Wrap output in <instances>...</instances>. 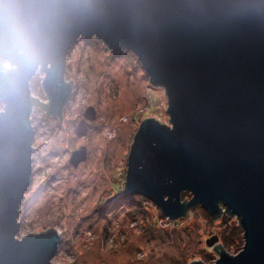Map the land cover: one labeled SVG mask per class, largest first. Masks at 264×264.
<instances>
[{
  "label": "water",
  "instance_id": "water-1",
  "mask_svg": "<svg viewBox=\"0 0 264 264\" xmlns=\"http://www.w3.org/2000/svg\"><path fill=\"white\" fill-rule=\"evenodd\" d=\"M58 3L44 59L24 76L17 95L0 93L7 100L0 111V264H51L60 243L54 227L17 237L32 175L29 81L44 72V113L60 120L72 91V80H64L67 54L79 38L90 37L111 51L132 52L167 97L169 124L146 115L133 136L124 193L147 198L169 221L194 205L210 217L224 208L238 219L244 242L231 255L215 234L206 238L218 254L213 264H264V0ZM5 61L7 54H0ZM12 71L11 64L0 67V78ZM95 118L86 107L75 132H86ZM85 155L84 146L73 150L70 163ZM183 191L190 194L185 201Z\"/></svg>",
  "mask_w": 264,
  "mask_h": 264
},
{
  "label": "rangeland",
  "instance_id": "rangeland-1",
  "mask_svg": "<svg viewBox=\"0 0 264 264\" xmlns=\"http://www.w3.org/2000/svg\"><path fill=\"white\" fill-rule=\"evenodd\" d=\"M43 77L39 70L33 74L29 92L46 102ZM69 79L72 92L60 120L36 106L29 114L32 175L19 205L17 237L56 228L61 240L51 264H213L218 254L206 238L214 234L227 253L237 254L244 241L234 216L213 219L196 205L169 221L150 200L124 193L127 155L141 119L169 124L164 89L149 83L136 56L111 51L95 37L79 38L66 57ZM88 106L95 121L78 134ZM81 146L85 159L73 166L71 152Z\"/></svg>",
  "mask_w": 264,
  "mask_h": 264
},
{
  "label": "clouds",
  "instance_id": "clouds-1",
  "mask_svg": "<svg viewBox=\"0 0 264 264\" xmlns=\"http://www.w3.org/2000/svg\"><path fill=\"white\" fill-rule=\"evenodd\" d=\"M61 8L58 0H0V54H7L13 67L0 78V93L7 98L18 94L24 76L44 59L49 25ZM6 103L0 95V107Z\"/></svg>",
  "mask_w": 264,
  "mask_h": 264
},
{
  "label": "trees",
  "instance_id": "trees-1",
  "mask_svg": "<svg viewBox=\"0 0 264 264\" xmlns=\"http://www.w3.org/2000/svg\"><path fill=\"white\" fill-rule=\"evenodd\" d=\"M4 63H0V67H2V66H4L3 65ZM71 95V94H70ZM70 95H69V97H68V99L70 98ZM31 99H32V101H31V104H30V107H31V110L30 111H32V108L33 107H38L39 109H41V110H44L45 112H47V107H48V104H49V100L47 99V102L46 103H44V102H41L40 100H38L37 98H35V97H32L31 96ZM68 99H67V101H68ZM67 103V102H66ZM65 103V104H66ZM65 106V105H64ZM1 110V109H0ZM61 115V114H60ZM136 197H137V199H139V202H141V201H146L147 200V198H145V197H143V196H139V195H135ZM189 197H190V194H189V192H186V191H183V192H181V200L182 201H185V200H187V199H189ZM196 205H194L193 206V208L195 207ZM223 209V208H222ZM223 213H225V212H223L222 210H221V213L218 215V216H221V214H223ZM225 214H228V213H225ZM218 216H215V217H210V218H216V217H218ZM231 216H234V215H231ZM235 218H236V216H235ZM236 220H237V226H238V228H239V231H241L242 232V229H241V227H240V225H239V221H238V219L236 218ZM243 233V232H242ZM232 234H233V232H232ZM218 247V246H217ZM223 247V246H222ZM223 249H224V247H223Z\"/></svg>",
  "mask_w": 264,
  "mask_h": 264
},
{
  "label": "flooded vegetation",
  "instance_id": "flooded-vegetation-1",
  "mask_svg": "<svg viewBox=\"0 0 264 264\" xmlns=\"http://www.w3.org/2000/svg\"><path fill=\"white\" fill-rule=\"evenodd\" d=\"M49 114V113H48ZM224 209V208H223ZM223 211V210H222ZM231 215V214H230ZM217 248V247H216Z\"/></svg>",
  "mask_w": 264,
  "mask_h": 264
}]
</instances>
